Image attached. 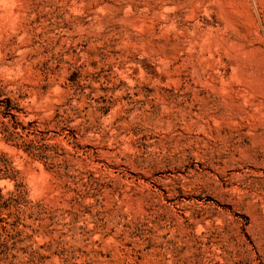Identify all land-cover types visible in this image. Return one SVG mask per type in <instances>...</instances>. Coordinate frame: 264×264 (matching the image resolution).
<instances>
[{
	"label": "rangeland",
	"instance_id": "374dc122",
	"mask_svg": "<svg viewBox=\"0 0 264 264\" xmlns=\"http://www.w3.org/2000/svg\"><path fill=\"white\" fill-rule=\"evenodd\" d=\"M0 264H264V0H0Z\"/></svg>",
	"mask_w": 264,
	"mask_h": 264
}]
</instances>
